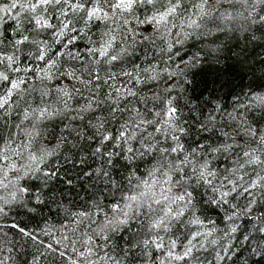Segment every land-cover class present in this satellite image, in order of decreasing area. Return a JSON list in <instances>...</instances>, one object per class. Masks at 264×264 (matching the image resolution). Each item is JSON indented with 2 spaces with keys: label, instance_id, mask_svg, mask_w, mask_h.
<instances>
[{
  "label": "snow or ice",
  "instance_id": "obj_1",
  "mask_svg": "<svg viewBox=\"0 0 264 264\" xmlns=\"http://www.w3.org/2000/svg\"><path fill=\"white\" fill-rule=\"evenodd\" d=\"M0 264H264V0H0Z\"/></svg>",
  "mask_w": 264,
  "mask_h": 264
},
{
  "label": "trees",
  "instance_id": "obj_2",
  "mask_svg": "<svg viewBox=\"0 0 264 264\" xmlns=\"http://www.w3.org/2000/svg\"><path fill=\"white\" fill-rule=\"evenodd\" d=\"M256 59L258 60L259 57H257ZM255 67L257 68V76H259L260 75V72H259L260 65L256 64ZM239 68H240L239 65H237V67L230 68V71L232 72V76L230 78L231 86H235L243 82L247 83L249 80V77L245 76L243 73L244 71H246V69H239ZM215 72H216V69L214 67L206 66L205 68H203L202 70L198 71L195 74L194 80L199 85V83L204 79H212L214 77Z\"/></svg>",
  "mask_w": 264,
  "mask_h": 264
}]
</instances>
